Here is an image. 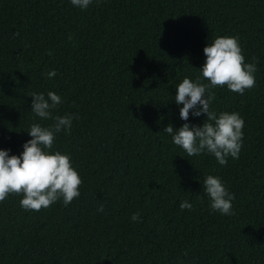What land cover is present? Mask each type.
I'll return each instance as SVG.
<instances>
[{
	"label": "trees",
	"instance_id": "1",
	"mask_svg": "<svg viewBox=\"0 0 264 264\" xmlns=\"http://www.w3.org/2000/svg\"><path fill=\"white\" fill-rule=\"evenodd\" d=\"M217 36L238 37L257 67L243 95L213 89L211 110L244 119L239 158L223 166L163 132L185 122L175 88ZM48 91L63 100L54 116L76 114L53 148L70 155L80 196L26 211L9 194L0 264H264V0H0V148L19 155L39 119L30 94ZM207 174L234 195L231 216L209 209Z\"/></svg>",
	"mask_w": 264,
	"mask_h": 264
},
{
	"label": "clouds",
	"instance_id": "2",
	"mask_svg": "<svg viewBox=\"0 0 264 264\" xmlns=\"http://www.w3.org/2000/svg\"><path fill=\"white\" fill-rule=\"evenodd\" d=\"M71 5L85 10L93 0H69ZM99 3V0H97ZM71 39V37H68ZM204 63L195 78L185 76L175 88L174 102L179 108V119L185 121L180 127L171 124L163 132L171 137L173 145L182 149L188 157L207 154L223 166L228 158L238 159L243 143L244 119L236 111L211 110L213 89L226 86L230 92L243 95L255 85L256 62H245L236 36H217L203 48ZM56 71L46 73L48 78ZM206 81V82H205ZM30 111L35 118L27 131L31 139L22 144L19 155H10V149L0 148V202L9 194L21 195L20 207L26 211H39L62 200L67 206L80 196L82 179L75 169L71 157L53 148L57 134L69 133L76 114L53 115V110L63 103L62 97L48 91L30 94ZM204 115L200 124L188 122ZM52 119L48 126L40 121ZM204 195L212 212L231 216L234 195L228 191L219 176L207 174L202 178ZM194 205L183 199L181 210H192ZM103 211V205L98 207ZM131 221L139 222V214L133 213Z\"/></svg>",
	"mask_w": 264,
	"mask_h": 264
}]
</instances>
